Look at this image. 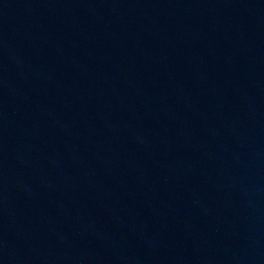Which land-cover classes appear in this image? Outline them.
Masks as SVG:
<instances>
[{"label":"water","instance_id":"95a60500","mask_svg":"<svg viewBox=\"0 0 264 264\" xmlns=\"http://www.w3.org/2000/svg\"><path fill=\"white\" fill-rule=\"evenodd\" d=\"M0 264H264V0H0Z\"/></svg>","mask_w":264,"mask_h":264}]
</instances>
